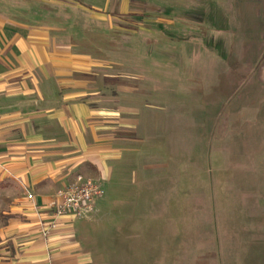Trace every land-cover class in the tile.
Listing matches in <instances>:
<instances>
[{
    "label": "rangeland",
    "instance_id": "obj_1",
    "mask_svg": "<svg viewBox=\"0 0 264 264\" xmlns=\"http://www.w3.org/2000/svg\"><path fill=\"white\" fill-rule=\"evenodd\" d=\"M232 1L130 0L135 13L75 33L155 107L143 184L104 190L81 222L89 264H264V31Z\"/></svg>",
    "mask_w": 264,
    "mask_h": 264
},
{
    "label": "crops",
    "instance_id": "obj_2",
    "mask_svg": "<svg viewBox=\"0 0 264 264\" xmlns=\"http://www.w3.org/2000/svg\"><path fill=\"white\" fill-rule=\"evenodd\" d=\"M103 1L104 11L82 0H0V197L10 208L0 211V264H89L85 217L55 216L58 189L78 175L111 196L143 184L140 142L155 107L75 39L135 13L130 0L116 11ZM199 1L203 14L217 0ZM248 5L252 29L264 31V0Z\"/></svg>",
    "mask_w": 264,
    "mask_h": 264
},
{
    "label": "built area",
    "instance_id": "obj_3",
    "mask_svg": "<svg viewBox=\"0 0 264 264\" xmlns=\"http://www.w3.org/2000/svg\"><path fill=\"white\" fill-rule=\"evenodd\" d=\"M103 196L104 188L97 181L78 175L76 181L58 189L55 216L84 218L94 211L96 200Z\"/></svg>",
    "mask_w": 264,
    "mask_h": 264
}]
</instances>
